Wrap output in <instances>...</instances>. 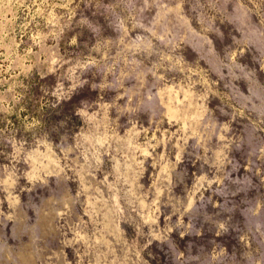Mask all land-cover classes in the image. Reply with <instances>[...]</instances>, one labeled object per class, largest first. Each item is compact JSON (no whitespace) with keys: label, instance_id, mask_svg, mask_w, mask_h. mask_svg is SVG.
I'll return each mask as SVG.
<instances>
[{"label":"clouds","instance_id":"1","mask_svg":"<svg viewBox=\"0 0 264 264\" xmlns=\"http://www.w3.org/2000/svg\"><path fill=\"white\" fill-rule=\"evenodd\" d=\"M0 264H264V0H0Z\"/></svg>","mask_w":264,"mask_h":264}]
</instances>
